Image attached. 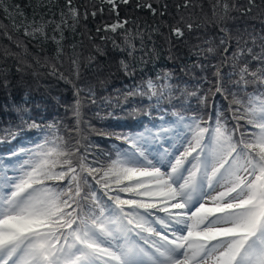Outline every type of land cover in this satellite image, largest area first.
I'll return each mask as SVG.
<instances>
[{"label":"snow or ice","instance_id":"snow-or-ice-1","mask_svg":"<svg viewBox=\"0 0 264 264\" xmlns=\"http://www.w3.org/2000/svg\"><path fill=\"white\" fill-rule=\"evenodd\" d=\"M53 2L41 0L40 7ZM248 2L245 12L254 5V0ZM119 3L129 0H100L117 16ZM181 7L196 5L184 0L177 5ZM234 7L221 0L213 5L212 23L221 38L218 45L205 41L208 46L200 54L206 63L198 65L202 71L211 68L212 79L202 76L189 90L164 72L126 90L123 102L116 100L136 121L141 113L151 116L137 102L146 98L159 105L179 92L178 100H195L200 110L209 112L207 119L173 112L174 120L161 116L158 124L149 120L151 126L140 121L126 125L140 130L98 129L83 119L85 101L96 104L93 89L73 85L74 123L65 135H56L55 122L21 116L18 130L0 136L3 145L24 130L41 133L31 146L0 153V264H264V36L233 37L227 22ZM137 8L157 14L151 2L137 3ZM0 9L14 32L22 30L25 38L38 43L52 41L58 52L65 30L74 32L81 19L104 11L101 6L89 12L85 6L81 12L73 0H65L59 19L56 13L37 18L35 9L29 19L20 5L5 6L3 0ZM128 24L118 19L96 32L101 41H111L131 56L136 44ZM185 27L191 32L194 25ZM0 32L20 49L16 53L5 48V59L27 55V45L13 39L8 25L0 24ZM171 32L184 36L181 27ZM116 35L122 36L123 47ZM96 51L100 53L99 47ZM88 59L91 64L94 57ZM72 64L79 78L78 58ZM120 66L125 75L135 76L134 65L121 61ZM52 74L58 75L54 65ZM217 96L227 101L226 108L218 107ZM105 103L112 105L111 100ZM107 117L120 119L112 112ZM93 135L125 146L113 143L105 152L89 138Z\"/></svg>","mask_w":264,"mask_h":264},{"label":"trees","instance_id":"trees-1","mask_svg":"<svg viewBox=\"0 0 264 264\" xmlns=\"http://www.w3.org/2000/svg\"><path fill=\"white\" fill-rule=\"evenodd\" d=\"M5 6L18 4L25 15L31 19L35 13L50 18L51 13H56L59 19V11L64 8L65 0H54L48 8H41V0H3ZM47 4V0H43ZM151 2L157 8L154 16L145 8H137V3ZM227 2L229 6L235 5L231 10V19L227 22V28L233 37L238 35L247 39L248 33L257 36H264V0H254L250 12L245 10L250 7L248 0H221ZM73 3L84 11L85 6L88 11H96L103 6V13L98 12L93 18L89 15L85 21L81 19L75 26V31L65 30L62 41V52L57 51V45L52 41L38 43L30 41L24 37L23 31L14 32L6 13L0 9V24L8 25V32L14 40H20L27 45V55L21 54L16 58L5 59L2 52L5 48L12 52L20 53V49L15 44L4 37L0 32V136H5L10 130L15 131L21 127V116L25 119L31 117L38 123L50 124L55 122L59 126L56 135H65L66 128L73 126V117L70 106L74 97V88L90 86L95 93L96 104L85 101L83 109V119L90 122L96 128H107L109 131L119 130L130 132L133 129L126 125L142 122L146 126L149 120L160 123V117L165 120L176 119L173 112L184 115H200L207 119L209 112L199 109V106L192 100L184 103L183 98L177 99L180 95L176 92L170 100H162L159 105L155 101L144 98L138 106L151 112L150 117H145L141 113L136 121L131 120L116 104L119 98L123 102L122 93L136 84H140L147 78L155 79L157 74L164 72L172 73V83L180 85L181 88L187 86L189 90L196 87L197 81L202 76L212 79V70L202 71L198 66L206 63L200 54V49H206L208 43L218 45L221 38L219 27L212 23L213 5L217 0H192L196 5L194 8H177L184 0H129L128 4L119 3L117 16L110 11L111 6L100 4V0H73ZM167 5V8H163ZM11 15L15 12L9 9ZM164 12V15L160 13ZM183 17V21L180 20ZM128 20V27L133 36L136 50L131 56L126 52H121L112 46L111 41H101L96 29L104 24H113L117 20ZM193 23L194 28L190 32L185 25ZM200 27L196 28L195 25ZM173 27H181L184 36L177 38L172 35ZM155 29V30H154ZM49 31H51L49 29ZM137 31L139 35H137ZM111 35V33H109ZM116 42L123 47V38L115 36ZM259 43V41H258ZM100 49V54L96 51ZM259 49L257 48V51ZM89 57H94L89 63ZM78 58L79 78L74 74L72 60ZM209 59H211L209 57ZM124 61L135 67V76L125 75L121 70L120 62ZM213 64L215 60L211 61ZM53 65L58 70V75H53ZM255 66V62L253 65ZM60 77H63L62 79ZM207 83L201 85L202 90H206ZM248 91H253L252 86ZM83 96L84 94L81 93ZM111 100L112 105H106L105 100ZM218 107H227V101L217 96ZM230 99V98H229ZM131 103V102H130ZM184 106L181 107V104ZM25 109V111H20ZM112 112L120 119L107 117ZM99 113L105 119H99ZM82 129L85 124L80 126ZM41 137L37 130H24L19 133L16 140L11 144L0 145V153H5L18 145L31 146ZM95 144L100 146V150L105 152L111 149L113 139L102 137H89ZM83 142V141H82ZM99 156V150L96 152ZM103 159V157H100Z\"/></svg>","mask_w":264,"mask_h":264}]
</instances>
